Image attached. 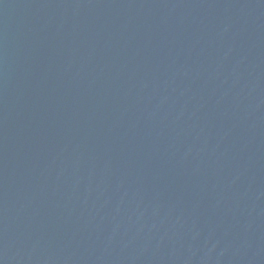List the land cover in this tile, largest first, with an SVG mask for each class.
<instances>
[{
  "label": "water",
  "instance_id": "water-1",
  "mask_svg": "<svg viewBox=\"0 0 264 264\" xmlns=\"http://www.w3.org/2000/svg\"><path fill=\"white\" fill-rule=\"evenodd\" d=\"M0 264H264V0H0Z\"/></svg>",
  "mask_w": 264,
  "mask_h": 264
}]
</instances>
